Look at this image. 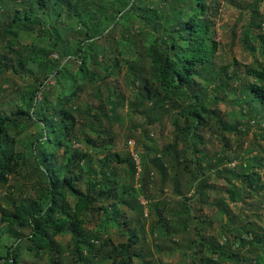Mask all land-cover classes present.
<instances>
[{"label": "trees", "instance_id": "16d2710c", "mask_svg": "<svg viewBox=\"0 0 264 264\" xmlns=\"http://www.w3.org/2000/svg\"><path fill=\"white\" fill-rule=\"evenodd\" d=\"M260 1L239 35L251 61L212 72L214 0H0L15 95L0 101V264H156L166 239L189 264H264V218L244 205L264 193Z\"/></svg>", "mask_w": 264, "mask_h": 264}, {"label": "rangeland", "instance_id": "374dc122", "mask_svg": "<svg viewBox=\"0 0 264 264\" xmlns=\"http://www.w3.org/2000/svg\"><path fill=\"white\" fill-rule=\"evenodd\" d=\"M245 1V2H244ZM252 0H214V3L212 2V9L210 10L211 15H210V26L211 30L214 32L213 38L218 42V49L215 52V56L211 60V71L215 72L217 67L220 65H224L225 63H232L233 59H237L239 62L241 61L243 64H248L251 61V56L247 54L246 51H242L240 45H239V40H240V33H241V27L243 24H245L246 19L249 17L248 12H247V4L251 2ZM258 11L260 12L261 16V29L260 31L256 30L257 33L261 32L262 35H264V0H261L260 3L258 4ZM234 32L235 38L232 39V30ZM31 41V38H27L24 40V42H29ZM255 46H258V41L253 40L252 41ZM264 42V38H263ZM1 51V50H0ZM254 55L258 56V58L264 60V51L263 54L259 53L258 51L254 52ZM15 82L19 83L20 85L23 83L21 79H14ZM13 80L10 77V74L8 75H2L0 76V86L5 87L8 84H12ZM209 92V91H208ZM5 96H7V100H14L15 95H13L12 92H0V101L5 100ZM3 97V98H1ZM219 107L222 112H226L227 116L230 114L229 112L233 111L236 107L233 106L231 103H220ZM121 113L125 112V108H121L119 110ZM134 123L136 125H140L143 123V120L137 116L134 117ZM169 121V120H166ZM127 124H130V122H127ZM132 124V122H131ZM161 125H159L160 127ZM118 127V126H117ZM157 127V129L159 128ZM118 129V128H117ZM125 126L120 127L118 130L121 131L122 133L125 131ZM163 134L169 136V132L171 131L169 122H166L165 127L163 128ZM258 126L253 125L251 126V130L253 131H258ZM134 139L131 138L128 140L127 143V149L128 151H134L133 150V144ZM257 143L260 144V147H263L264 149V140L257 138ZM117 147H120L118 145ZM247 147V146H245ZM124 148V147H123ZM255 153V152H253ZM259 154H262L264 156V152H257ZM134 158L136 161H138V157L136 156L135 152H132ZM237 164V161H234L233 163L230 164V166H233ZM264 170V169H263ZM170 193V192H169ZM225 196L226 194L223 193L222 191H219L217 193H213L210 195V199L219 197V196ZM17 197V195H14ZM176 197V196H175ZM247 196L245 198V201L247 200V203L245 202L244 205L248 203H254L255 207H259L258 209H254V211H257L261 214V216L264 218V193L262 195H257L255 198ZM172 198V195H171ZM177 198V197H176ZM142 200V199H141ZM193 201V202H192ZM191 202L193 204V209L195 210V199H193ZM170 202V200H169ZM242 203H237L238 206H240ZM236 204H229V208L237 210L236 207H238ZM234 206V207H233ZM252 206V205H250ZM202 212H206L209 215V218H212L213 224L215 226L218 225V221L220 218L225 219L227 217L226 214L222 215L219 212V209L216 206H207L205 207L202 205ZM201 212V213H202ZM248 212V211H246ZM148 217V216H147ZM217 219V220H216ZM215 220V221H214ZM264 220V219H262ZM149 220H144L143 221V228H144V235L147 240V244H150V240H152V235H150V230L148 227V222ZM213 225V226H214ZM115 232L113 229H111V235H113ZM58 239L61 240L62 243H65L68 239V235H64L62 237L58 236ZM173 245L170 243L168 239L165 240V247L163 249V252L159 256V258L156 257V264H189L188 261L184 260L183 256V250L181 247L175 248V246H170ZM148 259H150L148 257ZM45 260H40V259H34L30 257V255H26L25 253L22 254L20 263L19 264H44Z\"/></svg>", "mask_w": 264, "mask_h": 264}]
</instances>
